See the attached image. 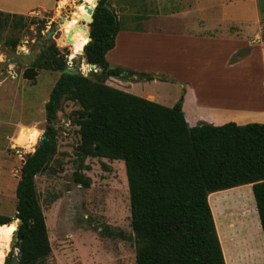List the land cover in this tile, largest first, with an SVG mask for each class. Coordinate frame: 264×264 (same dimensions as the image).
<instances>
[{"label": "trees", "instance_id": "1", "mask_svg": "<svg viewBox=\"0 0 264 264\" xmlns=\"http://www.w3.org/2000/svg\"><path fill=\"white\" fill-rule=\"evenodd\" d=\"M107 1L97 2L92 22L86 25L92 40L83 47V54L87 64L101 69L95 79L64 73L66 65L60 62H37L38 68L47 65L61 71L45 103L46 120L55 122L62 100L76 102L80 107L74 118L81 141L78 154L123 162L135 264H225L208 196L251 185L264 236V124L190 127L180 103L166 107L107 85L109 78L154 79L152 74L112 67L107 62L106 53L114 47L120 29ZM22 20L23 15L0 11V29L10 21L19 27ZM64 35L61 47L75 66L82 48L71 49L77 35L73 23ZM77 67L84 72L88 65L79 61ZM55 136L54 127L48 125L43 143L21 168L15 190V217L21 221L17 229L18 264H35L50 252L34 178L54 153ZM74 179L85 188L90 186L88 178L76 174ZM10 221L0 215L2 246L8 245L16 230L15 224L8 228ZM7 228L10 234L3 231ZM5 254L0 250V264H4ZM5 264H12V259L7 258Z\"/></svg>", "mask_w": 264, "mask_h": 264}, {"label": "rangeland", "instance_id": "2", "mask_svg": "<svg viewBox=\"0 0 264 264\" xmlns=\"http://www.w3.org/2000/svg\"><path fill=\"white\" fill-rule=\"evenodd\" d=\"M110 2L107 1L109 6ZM78 5V0H59L53 9L36 10L26 16L23 15L24 20L19 27H14L13 21H10L0 29L1 216L10 219L15 217L17 203L15 190L20 180L21 168L28 156L38 147L39 142L44 139L42 137L50 125L47 123L44 107L61 71L46 67L47 65L38 68L37 62H47L49 59L48 63L52 65L60 62L67 67L70 64L65 49L61 47L60 39L65 38L64 30L70 28L72 23L77 33L87 30L78 28V25H88L82 22L83 19L80 17L81 14L87 16L85 5ZM252 30L250 26L249 32ZM13 41L16 42L14 45ZM75 41L76 37L74 43ZM145 45L146 42L132 40L120 59L144 71L141 73L152 74L148 71L157 70L156 75H164L168 80L156 81L157 84L154 85H151L154 79L139 82L150 85V93L157 97L158 103L166 107L180 103L182 107L185 89L180 85V94L177 97L178 87L175 84L179 83L172 79L188 78L189 83L193 80L198 81V71H193L191 64L187 65V69L181 65L183 59L189 62L193 58L191 56L181 58L171 51L169 56L162 57L160 51H144ZM249 49L248 46L244 50ZM238 59L237 56L234 60ZM79 61L80 58L74 65L78 66ZM81 62L88 65L84 72L80 70L81 74L95 79V75L100 72L99 69L87 64L84 54ZM71 66L74 67L73 64ZM243 76L246 78H241L243 80L240 82L241 85L234 86L232 90L240 92L238 93L240 96L250 97L248 100L250 99L251 103L241 102L244 97L223 93L224 91L210 94L212 90L207 87L202 89V96L205 97L202 101L227 104L235 100L240 101L236 103L238 107L256 105L255 98L260 91L255 89L256 85L251 84L250 80L255 78L254 81H257L259 76L253 69H249ZM119 80L129 81L132 78ZM107 82L108 80L107 85L116 88L113 86L114 81H111V84ZM78 110L80 107L76 102L62 100L54 122L55 151L44 170L34 178L37 201L45 218L50 246L49 254L35 264H135V242L131 228L124 164L122 161L84 157L78 154L77 147L81 141L79 127L74 123ZM76 174L88 178L90 186L85 188L77 184L74 179ZM253 201L252 194L225 195L220 204L222 214L225 212L224 209L230 210V204L241 203L250 207ZM212 207L218 215V207L213 202ZM242 207L238 212L247 215L248 210L246 211L244 205ZM232 216H237L236 212H231L227 217ZM14 223L17 229L18 221ZM250 225L251 222L245 224L244 221L232 225L236 228V236H239L236 244L239 255L253 252L250 247L256 237L249 233ZM241 228L248 231L246 234L242 233L243 236L240 235ZM12 237L13 234L10 242ZM10 242L9 251L0 249L6 252L4 264L7 258L15 261L19 257V250L16 248L18 239L12 246Z\"/></svg>", "mask_w": 264, "mask_h": 264}, {"label": "crops", "instance_id": "3", "mask_svg": "<svg viewBox=\"0 0 264 264\" xmlns=\"http://www.w3.org/2000/svg\"><path fill=\"white\" fill-rule=\"evenodd\" d=\"M59 0H0V11L4 13L28 15L36 10L55 8ZM110 7L116 14L120 29L115 37L114 47L106 53V60L112 67L129 69L131 72H144L135 65L120 59L132 40L146 42L144 51H160L162 57L169 56L170 51L181 58L191 56L182 66L192 65L193 71L199 74L198 81L189 83L188 78L175 79L179 84L176 95L184 88L182 112L187 124L194 127L201 124L221 126L226 123L246 125L249 123L264 124V0H110ZM250 26L252 31L249 32ZM133 27V28H132ZM249 50H244L247 47ZM246 51L238 60H234L240 52ZM145 54H151L146 53ZM158 53V52H157ZM235 57V58H234ZM249 69L257 72L259 78L250 80L260 93L256 105L240 106L236 103L249 102L248 96H240L232 89L241 85V78ZM145 70V69H144ZM152 73L154 81L168 80L164 75ZM203 74V75H202ZM166 77V76H165ZM132 80L109 78L108 84L123 92L158 103L157 97L150 93V85ZM168 78V77H166ZM170 79V78H169ZM247 79H245L246 81ZM189 81V82H187ZM208 88L211 93H228L243 98L239 102L231 100L227 104H211L203 102L202 89ZM240 87V86H239ZM215 91V92H214ZM253 99V98H251ZM160 104V103H158ZM162 105V104H160ZM164 106V105H163ZM172 107V106H171ZM252 194V186L244 185L208 196L215 228L220 241L225 264H264V236L255 201L249 205L230 204V210L222 214L220 204L225 195ZM253 195V194H252ZM254 198V197H253ZM212 202L216 204L215 213ZM245 206L247 215L240 211ZM225 207V206H224ZM228 211V212H227ZM231 212L237 216L227 217ZM250 213V216L248 214ZM251 222L249 233L256 240L248 243L253 252L239 255L236 228L232 225ZM248 231L240 229L243 236ZM253 232V233H252ZM244 233V234H242ZM248 233V234H249ZM254 249V250H253Z\"/></svg>", "mask_w": 264, "mask_h": 264}, {"label": "water", "instance_id": "4", "mask_svg": "<svg viewBox=\"0 0 264 264\" xmlns=\"http://www.w3.org/2000/svg\"><path fill=\"white\" fill-rule=\"evenodd\" d=\"M98 1L99 0H96L94 2V5L89 6V4L84 3L83 0H78V4H79L78 6H80L81 4H84L86 6L87 16L86 15H83V14L80 15V17L83 19L82 22H86L87 24H90L92 22V15H93V12H94L95 7L97 6V2ZM78 28H80L82 30H84V29L87 28V30H86V32H87V43L90 42L92 40V38L90 36V30H89V28L87 26H85V25H78ZM82 55H83V48H82ZM81 61H82V58H81ZM91 66L93 68H96L95 65H91ZM99 71H101V69H99ZM64 73L72 74V75L81 74L80 69L77 66H74V67L67 66L66 69L64 70ZM47 123H50L54 128L56 127V125L54 123H51L49 121H47ZM42 138H44V136ZM42 143H43V139L39 142V145H41ZM11 221L12 222L18 221V227L21 224V221L19 219H17L16 217L12 218ZM18 227H17V229H18ZM17 229L13 233V237H12L11 242H10V245L11 246L14 244V241L18 239ZM12 264H18V260H15L14 261V259H12Z\"/></svg>", "mask_w": 264, "mask_h": 264}, {"label": "bare ground", "instance_id": "5", "mask_svg": "<svg viewBox=\"0 0 264 264\" xmlns=\"http://www.w3.org/2000/svg\"><path fill=\"white\" fill-rule=\"evenodd\" d=\"M93 1V0H92ZM92 5H94V4H89V6H92ZM65 21V20H64ZM82 38H84V42H83V44H80V42H78L77 40H79V39H82ZM87 43V32H86V30L84 31V32H82V31H79L78 33H77V35H76V41H75V43L73 44V47L74 46H79V47H81V48H83L84 46H85V44ZM78 58H80V60H81V58H82V55H78ZM13 224H15L14 222L13 223H10L9 224V227L8 228H10ZM3 229V231H5V232H7L8 234H10V230L9 229ZM14 233V232H13ZM11 238V237H10ZM10 238H9V240H8V245L7 246H2L1 245V243H0V249H7L8 248V246H9V242H10ZM1 247H4V248H1ZM8 250V249H7ZM9 251V250H8Z\"/></svg>", "mask_w": 264, "mask_h": 264}, {"label": "built area", "instance_id": "6", "mask_svg": "<svg viewBox=\"0 0 264 264\" xmlns=\"http://www.w3.org/2000/svg\"><path fill=\"white\" fill-rule=\"evenodd\" d=\"M71 65H72V64H68V66L72 67Z\"/></svg>", "mask_w": 264, "mask_h": 264}]
</instances>
